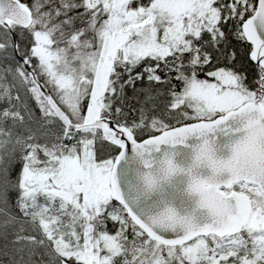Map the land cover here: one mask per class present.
I'll list each match as a JSON object with an SVG mask.
<instances>
[{"label": "snow or ice", "instance_id": "obj_1", "mask_svg": "<svg viewBox=\"0 0 264 264\" xmlns=\"http://www.w3.org/2000/svg\"><path fill=\"white\" fill-rule=\"evenodd\" d=\"M0 241L264 264V0H0Z\"/></svg>", "mask_w": 264, "mask_h": 264}, {"label": "trees", "instance_id": "obj_2", "mask_svg": "<svg viewBox=\"0 0 264 264\" xmlns=\"http://www.w3.org/2000/svg\"><path fill=\"white\" fill-rule=\"evenodd\" d=\"M129 95H131L130 92H129ZM109 228L111 229V225H109ZM2 245H3V241H0V247H2ZM6 260H7L6 257L0 255V264H6Z\"/></svg>", "mask_w": 264, "mask_h": 264}, {"label": "rangeland", "instance_id": "obj_3", "mask_svg": "<svg viewBox=\"0 0 264 264\" xmlns=\"http://www.w3.org/2000/svg\"><path fill=\"white\" fill-rule=\"evenodd\" d=\"M36 114H37V115H39V111H38V109H37V112H36Z\"/></svg>", "mask_w": 264, "mask_h": 264}]
</instances>
